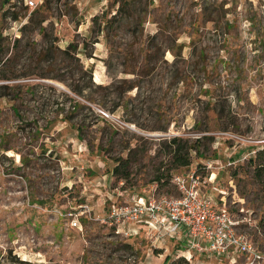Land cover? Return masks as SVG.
Wrapping results in <instances>:
<instances>
[{
  "label": "rangeland",
  "instance_id": "obj_1",
  "mask_svg": "<svg viewBox=\"0 0 264 264\" xmlns=\"http://www.w3.org/2000/svg\"><path fill=\"white\" fill-rule=\"evenodd\" d=\"M132 4L0 0V264H244L101 221L198 166L264 264V0ZM173 137L197 140L188 167Z\"/></svg>",
  "mask_w": 264,
  "mask_h": 264
},
{
  "label": "built area",
  "instance_id": "obj_2",
  "mask_svg": "<svg viewBox=\"0 0 264 264\" xmlns=\"http://www.w3.org/2000/svg\"><path fill=\"white\" fill-rule=\"evenodd\" d=\"M202 169L204 166H198L171 176L177 196L158 194L157 183H153L147 194L110 204L101 221L115 225L118 230L134 224L147 228L149 233L178 236L183 238L186 249L196 254L228 257L238 254L246 258L244 264H254L260 255L249 239L237 232L234 218L216 207L210 196L202 195L208 182L200 175ZM69 225L77 227L76 218Z\"/></svg>",
  "mask_w": 264,
  "mask_h": 264
},
{
  "label": "trees",
  "instance_id": "obj_3",
  "mask_svg": "<svg viewBox=\"0 0 264 264\" xmlns=\"http://www.w3.org/2000/svg\"><path fill=\"white\" fill-rule=\"evenodd\" d=\"M9 0H5V2H8ZM134 2V0H114V5L117 6L116 11L114 13V18L116 17H121V18H127L130 17L129 16V9L132 7V3ZM12 19L16 20L17 19V15L16 14H12ZM103 22V30L107 31V29L112 28V17L111 18H104V20H102ZM77 52V48L75 47V45H69L67 49L62 50L61 53L62 54H66L68 52ZM170 147L172 149V160L173 162L181 167H188L191 163L190 160V151L194 150L197 148V140H195L194 143H189L187 142V140H183L181 138L178 137H173L170 140ZM259 156L264 155V150H261L258 152ZM117 161V160H116ZM259 165L262 166V168H264V164L260 163ZM260 166V167H261ZM117 166H115V168L113 169V173L117 172ZM126 176L124 175L125 178ZM154 183H159V185L162 184L161 181V176H156L154 179ZM158 187V185H157ZM186 261L183 258H178L177 260H172L170 261L168 264H185Z\"/></svg>",
  "mask_w": 264,
  "mask_h": 264
},
{
  "label": "crops",
  "instance_id": "obj_4",
  "mask_svg": "<svg viewBox=\"0 0 264 264\" xmlns=\"http://www.w3.org/2000/svg\"><path fill=\"white\" fill-rule=\"evenodd\" d=\"M204 192H205V194L207 193V190H203ZM135 229H141V227H137V226H135Z\"/></svg>",
  "mask_w": 264,
  "mask_h": 264
}]
</instances>
